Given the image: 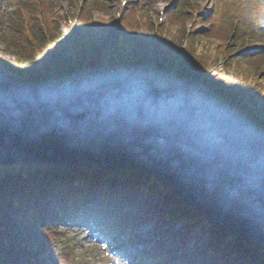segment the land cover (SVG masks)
I'll use <instances>...</instances> for the list:
<instances>
[{
  "label": "water",
  "instance_id": "1",
  "mask_svg": "<svg viewBox=\"0 0 264 264\" xmlns=\"http://www.w3.org/2000/svg\"><path fill=\"white\" fill-rule=\"evenodd\" d=\"M181 91L45 88L0 68V165L137 169L215 229L264 245V141Z\"/></svg>",
  "mask_w": 264,
  "mask_h": 264
},
{
  "label": "trees",
  "instance_id": "2",
  "mask_svg": "<svg viewBox=\"0 0 264 264\" xmlns=\"http://www.w3.org/2000/svg\"><path fill=\"white\" fill-rule=\"evenodd\" d=\"M4 1L0 0V6ZM151 1L153 0H135L129 6L124 5L123 9L127 8L121 17L117 18L114 27L109 28L110 31L98 33L94 25L93 31L85 29L83 22L87 19H80L82 11L90 10L84 5L87 4V0H84L81 6L77 5V10H81V14H78L79 18L76 15H67L68 18L61 15L57 20L55 16L49 14V6L55 8L53 0H41L43 12H47L36 15L38 20L36 30H40L39 38L43 42L38 45L31 42L28 45V34L26 35L25 31L18 34H24L21 38L10 39L26 53L32 54L35 50V54H40L44 58L45 68L51 70L55 77L53 80L60 86L76 84L77 77L84 70V66L97 64L100 52L110 44L116 56L122 58L128 49L127 53L131 60L142 65H145V51L159 53V57L154 58L157 64L156 71L158 67L161 70L164 64L172 66L179 60L178 77L181 80L192 86L204 84L203 89L206 91L203 97L213 107L226 113L229 118L225 117L229 120L264 136L263 84L259 82L254 88L246 84L244 89L240 88L234 80H222L223 75L214 74L211 77L212 71L209 66L212 53L202 49L192 37L193 33L214 35L216 31L213 28L225 27L227 17H223L224 8L222 10V6L219 5L214 8V3L208 8L201 6L198 8L194 6V8L192 4L187 6L183 0H175V5L165 12L169 21L173 24H186L188 14L193 18L189 30L184 26L183 33L189 39V46L180 54L178 47L165 46L160 39H157L154 44L145 46L143 37L132 35L136 32L130 26L132 19L138 12L140 13L139 7ZM241 8L236 5L234 9L231 8L227 13L228 19L232 20L234 16H238L242 11ZM60 18L66 22L71 36L74 37L70 50L58 45L53 35ZM73 19L74 23H72ZM199 22H206L207 27L200 26ZM232 22L237 23V19ZM154 25L158 24L154 23ZM154 25L149 28L155 30ZM230 31L235 32V28ZM128 36H131V45L124 43ZM251 48H255V51L250 54L242 52V54L249 59L252 55L257 56L258 60L254 57L253 63L259 65L264 51L260 50V47L251 46ZM227 49L228 46H224L222 53H227ZM0 66L2 67L3 64L0 63ZM19 77L21 81L31 85L44 82L24 75ZM223 84L228 89L239 90L238 94L245 97L246 104L249 106L247 112L238 106V100L229 98L227 90L223 89ZM4 169L0 174V264H51L49 258L55 264H77L76 257H71L73 254L71 242L66 240L61 243L68 228L72 226L79 228L80 224L90 223L94 220L92 218L102 215L105 207H111L113 210L109 211L110 215H107L110 223L107 226L101 225L97 230L101 235H105L108 242H113L118 238V233L126 232L127 228L134 226V221L117 218L118 209L130 203L129 194L134 195L143 190L159 198L165 210L162 216L153 213L148 216L166 221L186 218L193 225L207 222L205 215L191 208L167 186L155 177L137 169L110 172L97 165L55 167L35 164H19ZM83 195L87 198L78 201L77 198ZM96 199L104 201L90 208L88 204ZM118 225L125 227L119 231ZM76 233L77 235L73 238L80 240L81 235ZM123 234L126 241L138 240L134 235ZM209 238L210 245L206 247V250L216 255L222 264H264V245L260 243L238 235L229 238L224 231L215 229L211 225H209ZM156 260H158L156 264H165L159 256H156ZM96 261V258H89V264H97Z\"/></svg>",
  "mask_w": 264,
  "mask_h": 264
},
{
  "label": "rangeland",
  "instance_id": "3",
  "mask_svg": "<svg viewBox=\"0 0 264 264\" xmlns=\"http://www.w3.org/2000/svg\"><path fill=\"white\" fill-rule=\"evenodd\" d=\"M83 1L84 0H53L55 8L53 9L49 6V14L55 16V20H57L61 15L65 16V18H68L67 15H76L79 18L78 14H81V10H77V5L80 4L81 6ZM134 1L135 0H87V4L85 3L84 5H86L88 10L90 8V10L88 12L82 11L80 19H87L86 21L83 20L85 29L93 31L92 26L94 25L98 33L99 31H101V33L104 31H110L108 29H112L114 27L113 25L117 21V18L121 17L122 13L126 10L127 7L123 9L124 5L129 6ZM174 3L175 0H153L143 4L142 7H139L140 13L138 12L137 16L131 21L130 26L133 30H136L135 34L132 35H139V37H143V39H145V46L154 44L157 39H160L161 43L165 46L174 45L178 47L181 54L183 49L189 46V39L183 33L184 26L189 30L192 25L193 18L192 15L188 14L186 24L171 23L165 12L168 9L170 10L175 5ZM183 3H186L187 6L192 4V6H195L196 8L199 6L208 8L214 3V8H217L219 5L222 6V10L223 8L225 10L223 13V17H227L225 27L218 29L213 28L216 31L214 35L212 33L211 35L204 33H198V35H196L193 33L192 36L193 40L198 43L202 49L209 50L212 53L209 66V69L212 71L211 77L214 74L223 75L222 80H234L240 88L243 87L244 89L246 88V84H248L251 88H254L259 82H261L264 86V55L261 56L263 58H261V63L259 65H255L253 63L254 57L258 60L257 56L252 55L249 59L243 55L244 53L250 54L255 51V48H251V46L260 47V50L264 51V0H183ZM235 5L238 6V8L242 6L244 8V10L239 12L238 16H234V19H232H237V23L232 22V20L228 19L229 17L227 16L229 10H231V8L234 9ZM46 12L47 11L43 12L41 0L4 1L3 5L0 6V63L3 64L0 68L5 72L10 73L18 80H20L19 76L23 75L25 77L41 79V81L44 82L36 84L40 87L63 88L68 85L60 86L55 82V80H53L55 77H53L51 70H47L45 68L46 65L44 63V58L41 57L40 54H35V50L32 54L26 53L23 48L20 49L18 45L10 39L13 37L21 38L24 34H18L25 31L24 33L26 35L28 34V45L31 44V42L36 43V45L42 43V39L39 38L40 30H36V24L38 22L36 15H42V13L45 14ZM256 15L261 17L260 20L262 23L260 26L258 25V22H256L258 21ZM253 18L255 19V22L253 21ZM74 22L75 20L73 19L72 23ZM65 23L66 22L60 18L57 30L53 32V35L57 40L58 45L70 50L69 48L74 40V37L71 36L69 27ZM154 23L158 25L155 26ZM152 25L155 26V30L149 28L152 27ZM200 26L207 27V23L201 22ZM232 28H235V32L230 31ZM130 37L131 36L127 37V40L124 42L125 44H132ZM226 45L228 46V49L226 51L227 53L224 54L222 53V49ZM113 50L114 49L111 48V44L108 46L106 45L97 58L98 63L94 66L85 65L84 70L80 72L76 80L77 82L74 85L82 87H93L96 85L115 87L124 84L127 81H138L143 84L158 86L169 93H182L183 91L181 90H184L188 94V99L196 105H208L213 107L203 97L206 91V89L205 91L203 89L204 84L202 85L200 83L196 86H192L178 77L179 60H177L172 66L164 64L161 70L158 67L156 71L155 68L157 64L154 58L159 57V53L155 54L153 51H145V65H142L131 60L129 54L127 53L128 49H126L125 54L122 55L125 58L116 56ZM29 51H31V49H29ZM30 62L31 64L28 65ZM223 89L227 90L230 99L238 100V106L241 109L244 108L245 112L248 111L249 106L246 104L247 101L245 97L238 94V89H228L225 84H223ZM216 110L222 115L228 117L226 113L218 109ZM257 135L264 141L263 135L260 133H257ZM5 167L0 165V174L3 173ZM143 193L148 194L144 190L134 195L129 194L128 198L136 210L129 212L128 209L125 208L123 213L117 214V218L133 221L137 220V222H139L142 220L141 211L144 213L152 212L153 214H157L159 216L164 215L165 210L160 204V199L156 196H153L154 198L150 199L149 202L142 203L145 208H141V211L138 210L140 208L136 207V200L139 201L140 197L146 196ZM148 197L149 196H147V199ZM103 210L104 212L102 215L100 214L96 218L91 217L94 220L85 225L83 224V226L78 230L82 236H80V240L73 238L77 235V230L74 229V226L68 228L67 234L63 237L61 243L66 240L71 242V246L73 247V254H71V257L75 256L76 260L80 263L82 262V264L85 262L89 264V258H96L100 264H156V256L158 255L155 256L151 252L146 251L148 250V246L143 241L144 237L141 238V241H139L135 247L130 246L129 250L126 249L128 254L118 253V248L121 246L126 247L127 243L123 241H114L111 245L108 244L105 235H100L97 228L100 229L101 225L107 226L108 223H110L107 215H110L111 213H109V211L113 209L111 207H105ZM157 222L158 221H154V223ZM180 224L183 225V222H178L177 220L166 221L161 219V221L158 222V229L161 232H165L169 227L177 229ZM117 227V229L121 231V229L125 226L118 225ZM186 227H188V225H186ZM140 230L143 232L148 231L150 235L155 236L156 238L159 237V233L149 226L140 227ZM197 231H201L203 233V237L206 239L205 242L209 243L208 225L206 223L198 225L195 228V233H197ZM167 233L168 238L172 239V242L175 237H178V234L174 230ZM231 237L234 236H229V238ZM226 240H228V238ZM164 241H167V239H164ZM175 243L180 242L177 240ZM60 246L64 245L60 244ZM141 248H143L144 251L141 250ZM171 252H174V250ZM197 252L201 251L197 250ZM204 252L205 254L208 253L206 248L204 249ZM159 257L165 260L166 264L178 263V261H175L174 263L166 260L164 254ZM196 259L198 260L199 257L197 256ZM210 259L212 264H219L216 255H212ZM49 262L51 264H55V262L50 258Z\"/></svg>",
  "mask_w": 264,
  "mask_h": 264
},
{
  "label": "bare ground",
  "instance_id": "4",
  "mask_svg": "<svg viewBox=\"0 0 264 264\" xmlns=\"http://www.w3.org/2000/svg\"><path fill=\"white\" fill-rule=\"evenodd\" d=\"M148 194H145L146 196H142L140 197V200H136V207L139 208L141 203H147L150 201V199L154 198L155 196L151 193H149L148 191H145ZM147 196L148 199H147ZM154 196V197H153ZM87 196L83 195L77 198L78 201H83L84 199H86ZM146 199V200H144ZM104 200L103 199H96L92 202H90L88 205L90 208L95 207L96 205L102 203ZM141 210V209H140ZM129 211V210H128ZM151 221L149 223H143V224H138L136 226L137 231H140L139 235H143V241L145 244H147L148 246V250L150 249V252L152 253H159V251L163 248H172L174 250V256H178L181 258H184L186 260V263L189 264H199L200 261H198L196 259V257L198 256V252L197 250L201 251L202 248L201 244L199 243V236L198 232L195 233V231L193 233L191 232H187L186 228L185 229H174L173 227H169L166 229L165 232H161L158 229V225L156 223H154V220H157L158 222L161 221L160 218L158 219H150ZM160 224V223H159ZM145 226H149L150 228H153L157 231V233H159V237L156 238L155 236H152L148 233V231H141L140 227H145ZM175 231L178 234V237H175L174 239H177L180 243H175L172 242V239L168 238V233L170 231ZM198 236V237H197ZM232 236V235H229ZM239 236V235H238ZM180 237V238H179ZM164 239H167V241H164ZM153 240V241H152ZM199 243V244H198Z\"/></svg>",
  "mask_w": 264,
  "mask_h": 264
}]
</instances>
